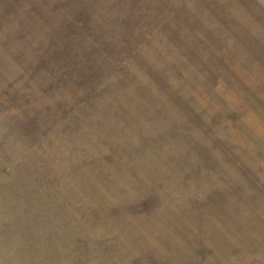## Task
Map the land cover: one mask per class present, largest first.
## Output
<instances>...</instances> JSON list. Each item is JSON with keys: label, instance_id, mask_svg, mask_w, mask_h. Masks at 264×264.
Here are the masks:
<instances>
[{"label": "rangeland", "instance_id": "obj_1", "mask_svg": "<svg viewBox=\"0 0 264 264\" xmlns=\"http://www.w3.org/2000/svg\"><path fill=\"white\" fill-rule=\"evenodd\" d=\"M0 264H264V0H0Z\"/></svg>", "mask_w": 264, "mask_h": 264}]
</instances>
